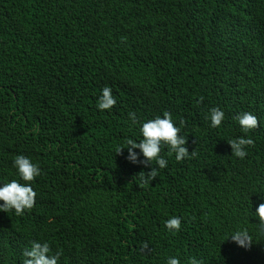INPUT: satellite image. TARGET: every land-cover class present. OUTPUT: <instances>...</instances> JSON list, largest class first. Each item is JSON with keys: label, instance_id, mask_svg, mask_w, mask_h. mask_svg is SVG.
I'll list each match as a JSON object with an SVG mask.
<instances>
[{"label": "trees", "instance_id": "trees-1", "mask_svg": "<svg viewBox=\"0 0 264 264\" xmlns=\"http://www.w3.org/2000/svg\"><path fill=\"white\" fill-rule=\"evenodd\" d=\"M106 86L118 105L100 112ZM132 112L172 113L195 154L165 148L146 182L150 167L117 154L142 139ZM243 112L260 126L239 159L228 142ZM19 155L42 175L30 212L0 209V264H24L34 241L59 264H264V0H0V182L19 179ZM237 229L250 246L229 239Z\"/></svg>", "mask_w": 264, "mask_h": 264}, {"label": "clouds", "instance_id": "clouds-1", "mask_svg": "<svg viewBox=\"0 0 264 264\" xmlns=\"http://www.w3.org/2000/svg\"><path fill=\"white\" fill-rule=\"evenodd\" d=\"M118 105V100L113 94L111 87H104L97 102L100 112H111ZM130 126H139V133L142 137L139 141L129 138L127 147H118L117 154L123 155L127 149V159L145 168H151L147 179L154 180L158 172L168 167V159L162 155V151L167 148L168 156L175 155L178 162H183L186 158L194 155L186 146L187 141L182 135V129L174 120L172 113L165 112L162 116L158 115L154 119H148L141 123L135 112L129 113ZM210 127L218 129L223 126L226 114L220 108H212L208 117ZM243 131L244 136L231 140L229 145L232 154L245 159L248 156V147L255 146V141L247 135L259 128L260 120L251 112H243L235 118ZM37 131V130H34ZM139 150V151H137ZM13 167L19 179H12L10 182H0V209L6 212H13L16 216H24L35 206L38 193L34 188L37 179L42 175V169L38 163L33 162L32 158L26 155H19L13 161ZM23 181V183L21 182ZM255 217L259 218L260 223L264 224V203L254 210ZM182 218L171 216L165 223L169 232L178 234L182 230ZM241 247H248L252 244V237L247 229H237L229 237ZM61 254H52L51 246L48 242L40 243L34 241L30 250L24 252V264H59ZM166 264H201L195 257L189 261H182L179 256H169Z\"/></svg>", "mask_w": 264, "mask_h": 264}]
</instances>
